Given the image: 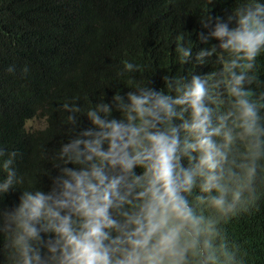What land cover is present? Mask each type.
Listing matches in <instances>:
<instances>
[{
	"label": "clouds",
	"instance_id": "1",
	"mask_svg": "<svg viewBox=\"0 0 264 264\" xmlns=\"http://www.w3.org/2000/svg\"><path fill=\"white\" fill-rule=\"evenodd\" d=\"M225 2L198 18L205 47L175 37L182 71L161 87L129 76L60 106L47 185L0 144V200L19 190L0 207V264H249L228 226L264 201V0L212 13ZM140 69L125 59L116 76Z\"/></svg>",
	"mask_w": 264,
	"mask_h": 264
},
{
	"label": "trees",
	"instance_id": "2",
	"mask_svg": "<svg viewBox=\"0 0 264 264\" xmlns=\"http://www.w3.org/2000/svg\"><path fill=\"white\" fill-rule=\"evenodd\" d=\"M234 5L226 0L210 7L223 14ZM208 7L207 0H0V144L21 154L17 170L37 184L49 183L51 149L68 134L60 106L71 97L78 95L86 108L103 92L110 98L126 87L129 76L145 82L152 77L159 88L163 74L182 71L174 39L190 33L194 50L205 47L198 18ZM125 59L141 69L117 77ZM37 117L46 127L29 130L27 123ZM18 195L10 191L0 207ZM228 227L243 242L249 264H264V201Z\"/></svg>",
	"mask_w": 264,
	"mask_h": 264
},
{
	"label": "rangeland",
	"instance_id": "3",
	"mask_svg": "<svg viewBox=\"0 0 264 264\" xmlns=\"http://www.w3.org/2000/svg\"><path fill=\"white\" fill-rule=\"evenodd\" d=\"M46 127V122L43 117H37L33 120H30L27 123V128L32 131L40 130Z\"/></svg>",
	"mask_w": 264,
	"mask_h": 264
}]
</instances>
